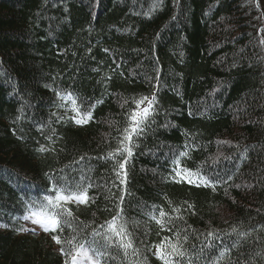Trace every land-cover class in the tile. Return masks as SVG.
<instances>
[{
    "label": "trees",
    "instance_id": "obj_1",
    "mask_svg": "<svg viewBox=\"0 0 264 264\" xmlns=\"http://www.w3.org/2000/svg\"><path fill=\"white\" fill-rule=\"evenodd\" d=\"M262 41L264 0H0V264H65L73 236L100 264H162L165 238L175 264H264ZM60 189L87 190L72 226L27 227ZM118 212L137 255L104 239Z\"/></svg>",
    "mask_w": 264,
    "mask_h": 264
},
{
    "label": "snow or ice",
    "instance_id": "obj_2",
    "mask_svg": "<svg viewBox=\"0 0 264 264\" xmlns=\"http://www.w3.org/2000/svg\"><path fill=\"white\" fill-rule=\"evenodd\" d=\"M69 99L71 98L69 97ZM145 102L147 103V106L141 108V105H144ZM133 103L135 104V109L131 111L128 117L129 126L124 130V136L123 140L120 142L121 148L119 150L121 155L126 152L128 157H131L132 155V150L129 145L132 142L133 136L138 135L142 131L141 125L144 124L147 117L151 114L152 105L155 103V97L152 99L141 97L140 99L133 101ZM72 105V110L76 113V116L79 117L75 119V123L78 125L87 123L91 118V113H81L76 106L75 99H72ZM124 141H127V144H125ZM39 150L44 151L43 148ZM118 163L119 168L123 170L125 163ZM182 172L187 173L189 177L194 175L193 173L187 172V170H182ZM180 174L181 173H178V175ZM117 175H120V173L118 172ZM199 179L202 184L205 186L208 185V181L204 177L201 176ZM188 183H194V181L189 179ZM44 199L46 203L41 204L38 210H30V215L26 216L25 219H31L32 223L39 225L44 232L56 233L62 231L65 225L69 227L72 226V220L64 219L65 215L70 218L73 217V212L67 207V205L70 203L86 204L89 198L86 189L77 192H69L67 189H60L55 192L54 196H46ZM165 215L166 213L164 211L160 212L161 217H164ZM156 223L163 227L160 219H157ZM105 231L107 235L104 236V239L110 242L109 246H112L111 242L114 240L115 246L123 250L125 256L129 254V249L132 250V255L138 254V251L134 248L132 241L129 238L130 234L128 233L126 226L120 223L119 212L107 222ZM209 235H212V233H209ZM52 239L58 245L65 243V241H62L58 235H53ZM166 241L167 238L155 246V255L157 259L162 261V264H175V261L170 259V257H183L184 252L180 250V245L178 243H170ZM66 243L71 246L70 250L65 251L63 247L60 249L61 254L68 257L65 264H69V261L70 264H100L99 260L89 255V252L93 251V249L85 248V245L77 242L74 236L68 239Z\"/></svg>",
    "mask_w": 264,
    "mask_h": 264
},
{
    "label": "rangeland",
    "instance_id": "obj_3",
    "mask_svg": "<svg viewBox=\"0 0 264 264\" xmlns=\"http://www.w3.org/2000/svg\"><path fill=\"white\" fill-rule=\"evenodd\" d=\"M27 227H30L31 229L36 231V233H40L42 231V229L39 227V225L32 223L31 219L28 220Z\"/></svg>",
    "mask_w": 264,
    "mask_h": 264
}]
</instances>
